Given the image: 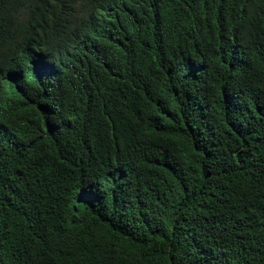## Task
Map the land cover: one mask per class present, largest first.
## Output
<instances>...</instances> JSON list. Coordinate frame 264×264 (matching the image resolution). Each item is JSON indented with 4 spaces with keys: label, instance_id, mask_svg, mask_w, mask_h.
<instances>
[{
    "label": "trees",
    "instance_id": "1",
    "mask_svg": "<svg viewBox=\"0 0 264 264\" xmlns=\"http://www.w3.org/2000/svg\"><path fill=\"white\" fill-rule=\"evenodd\" d=\"M101 1L0 0V77L64 59L0 99V264H264V0L118 7L83 58Z\"/></svg>",
    "mask_w": 264,
    "mask_h": 264
},
{
    "label": "clouds",
    "instance_id": "2",
    "mask_svg": "<svg viewBox=\"0 0 264 264\" xmlns=\"http://www.w3.org/2000/svg\"><path fill=\"white\" fill-rule=\"evenodd\" d=\"M141 0H102L101 2L92 5V9L86 10V18L83 20L79 26L74 28L71 32V28L66 27V33L70 34V40L68 42L70 50L73 48L72 41L74 36L79 35L83 27H87V33L84 38L81 40L84 42V49L86 54L83 58H88L90 56H95L100 58L103 52H114L116 55H125L126 52L124 49H120L118 44L113 45L116 41L117 35L116 30L110 25H101L98 21L97 16L102 13H108L110 15L116 16L119 12L118 7L120 8H130L134 3L140 2ZM86 24V26H84ZM40 37V36H39ZM29 46L32 50H37L39 45L31 43L29 41ZM59 44L51 45L52 50L44 48L39 50L38 53L44 55L43 58H35L32 51L27 50L24 47H20L15 54L14 58L15 63L12 67L10 73L5 74L0 77V99L10 103L14 100L16 87L23 81L24 83L27 80V76L30 73H34L35 69L37 70V75L42 79L49 72V64L60 68L64 65V59L61 53L58 51ZM119 52V53H117ZM96 91H100L99 80H95ZM101 98V95L99 96ZM0 120H2L0 118Z\"/></svg>",
    "mask_w": 264,
    "mask_h": 264
}]
</instances>
